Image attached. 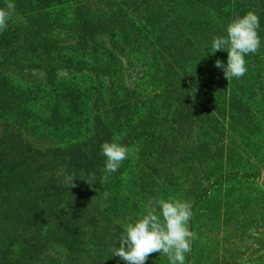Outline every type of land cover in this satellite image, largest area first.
I'll return each mask as SVG.
<instances>
[{
  "label": "rangeland",
  "instance_id": "374dc122",
  "mask_svg": "<svg viewBox=\"0 0 264 264\" xmlns=\"http://www.w3.org/2000/svg\"><path fill=\"white\" fill-rule=\"evenodd\" d=\"M14 3L0 32V170L32 155L20 178L51 218L41 228L49 245L28 264H125L112 254L123 223L170 194L192 203L185 264H264V0ZM248 11L261 47L228 82L214 64L227 52L208 51ZM185 88L190 103L178 98ZM117 135L133 153L101 183V144ZM83 148L93 151L92 185L73 161ZM76 205L74 247L55 243ZM14 252L12 264L28 259L25 247ZM146 264L169 262L155 253Z\"/></svg>",
  "mask_w": 264,
  "mask_h": 264
},
{
  "label": "clouds",
  "instance_id": "9594fccd",
  "mask_svg": "<svg viewBox=\"0 0 264 264\" xmlns=\"http://www.w3.org/2000/svg\"><path fill=\"white\" fill-rule=\"evenodd\" d=\"M15 14L14 0H5V6L0 7V32L8 28V22ZM259 29L258 15L248 11L231 19L224 35L213 36L208 52H227L226 64L220 59H216L214 64L223 69L228 82L247 73L246 57L256 54L261 47ZM121 140L122 137L117 135L101 144V153L105 157V175L101 177V183H107L108 174L118 171L133 153V149L121 143ZM75 178L73 174H65V185L68 188L76 187ZM95 179L93 174L84 180L92 185ZM192 217V203L189 200L171 194L166 198L150 199L141 213L123 223L112 254L125 264H146L149 256L155 253L167 257L169 264H185L186 254H190L192 241L197 238V233L191 230L189 224Z\"/></svg>",
  "mask_w": 264,
  "mask_h": 264
},
{
  "label": "trees",
  "instance_id": "16d2710c",
  "mask_svg": "<svg viewBox=\"0 0 264 264\" xmlns=\"http://www.w3.org/2000/svg\"><path fill=\"white\" fill-rule=\"evenodd\" d=\"M100 28L97 24L94 26V30ZM189 92L185 88L179 92V100L181 103L188 102ZM90 150H85L84 148L79 150L74 158V164L80 169L93 174V162L92 153L89 154ZM33 156L29 155L22 161L24 165L15 162V167L11 171L2 169L0 170V264H12L11 258L15 255L17 246L25 247L28 251V259L23 261L18 259L20 264H28V262L37 261L39 255L45 250L49 245L46 239L41 240L42 230L41 228H50L51 218H46L44 210L45 201L40 198V193L35 192L33 184L28 181H24L25 178H20L23 174L24 167L29 163H33ZM39 170V169H36ZM35 170V171H36ZM38 174L37 172H35ZM57 195H62L64 192L62 188L59 189ZM62 193V194H61ZM71 201L77 202L78 198L72 197ZM55 203V200L52 201ZM78 211L76 214L66 221V225L60 228H72L67 229L68 234L62 235L61 233L55 238V243L69 245L74 247V238L77 236L78 223L82 219L83 213L79 210V206L76 205ZM32 228L36 230L29 234L27 238L24 239V235ZM59 228V227H57ZM73 231L72 234H70ZM29 233V232H28ZM46 246V247H45ZM45 247V248H44Z\"/></svg>",
  "mask_w": 264,
  "mask_h": 264
}]
</instances>
